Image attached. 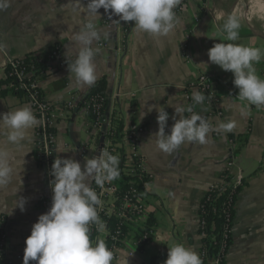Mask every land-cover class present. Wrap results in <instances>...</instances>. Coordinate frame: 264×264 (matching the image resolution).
<instances>
[{"label":"crops","instance_id":"0c3cea01","mask_svg":"<svg viewBox=\"0 0 264 264\" xmlns=\"http://www.w3.org/2000/svg\"><path fill=\"white\" fill-rule=\"evenodd\" d=\"M69 2L10 0V6L0 11V44L4 46L0 50V114L29 105L24 96L2 87L9 56L45 51L57 44L65 59L75 58L79 45L73 34L84 21L72 12ZM87 2L81 0L84 6ZM235 4L236 0H193L176 19L174 29L160 37L136 31L134 22L125 31L127 22L119 21L111 10L106 13L101 8L100 17L94 18L102 32L108 33L106 38L102 35L106 46L95 56L97 80L102 77L107 80L105 113L119 120L121 129L132 124L145 127L139 149L146 157L149 176L143 185L150 211L147 224L154 230L140 249L142 245L135 244L132 224L123 245L116 249L113 264H144L152 259L156 264H164L168 247L176 243L200 256V201L209 187L222 181L225 170L234 175L237 183L242 178L247 182L235 206L233 243L226 264H264V106L240 101L233 74L212 64L207 54L219 42L264 50V29L233 10ZM230 14L241 21L240 39L235 42L220 34ZM196 16L201 18L198 23L194 22ZM107 17L110 20L105 22ZM96 46L97 42L93 47ZM184 47L190 61L184 58ZM255 67L264 78V59ZM199 72L210 73L218 83L216 106L222 114H212L208 119L213 124L208 143H184L174 152L165 153L158 149L153 136L159 127L157 112L154 109L143 118L141 114L147 113L151 105L164 106L169 113L165 132L170 134L175 123L172 117L180 118L172 106L186 107L184 85ZM41 86L50 101L71 97L78 101L79 106L58 124L55 152L61 158L75 159L83 168L85 160L80 157L79 147L90 141V135L89 113L80 102L92 86L77 85L68 65L42 79ZM201 108L205 116L206 108L203 105ZM225 123H233L231 131L217 130ZM29 134L30 142L21 146L8 145L0 135V147H7L16 161L13 180L0 188V229L7 235L8 253L12 257L24 251L33 224L47 212L41 201L48 182L36 156L35 128ZM19 198L26 201L24 211L15 206ZM105 238L104 231L95 237L90 235L93 243Z\"/></svg>","mask_w":264,"mask_h":264},{"label":"clouds","instance_id":"9594fccd","mask_svg":"<svg viewBox=\"0 0 264 264\" xmlns=\"http://www.w3.org/2000/svg\"><path fill=\"white\" fill-rule=\"evenodd\" d=\"M72 12L83 19L73 39L79 45L75 59L69 65L75 83L80 87L93 86L97 81L95 56L99 49L94 43L107 37L95 22L100 17L98 10L103 8L106 13L119 17V21L134 22L138 32L160 37L170 33L176 23L174 9L180 0H88L86 6L81 0H70ZM67 4V5H68ZM10 6V0H0V11ZM83 14V16H82ZM116 21V22H119ZM241 21L234 14L228 15L220 28V34L227 41H238ZM0 44V50L3 49ZM209 61L222 70L231 72L233 84L239 89L238 98L249 105L264 106V78L257 74L255 65L264 59V50L258 47L245 46L238 43H215L208 50ZM208 67L207 64L201 63ZM165 91V90H164ZM193 105L187 107L175 105L173 116L175 123L170 134L165 128L169 113L164 106L151 105L148 112H142L141 118L154 109L157 112L158 131L156 137L158 149L172 153L184 143H208L207 136L212 131L208 120L194 112L195 104H202L205 95L199 91L192 93ZM190 113L185 117L184 113ZM40 121L25 104L5 114H0V135L6 138L8 145L21 146L30 142V130L38 126ZM233 123L219 125L217 130L231 131ZM120 159L102 149L99 156L85 158L83 168L73 158L57 156L51 167L53 192L50 209L38 217L26 238L23 264L35 261L36 264H113V251L103 239L95 243L90 240V225L95 224L99 232L106 229V223L98 214L102 200L91 186L94 182L102 187L106 182L119 178ZM16 161L7 147H0V188L6 187L14 178ZM25 199L15 201L24 211ZM14 206V207H15ZM164 264H203L199 254L184 244L176 243L168 247L167 259Z\"/></svg>","mask_w":264,"mask_h":264},{"label":"built area","instance_id":"2783aa9c","mask_svg":"<svg viewBox=\"0 0 264 264\" xmlns=\"http://www.w3.org/2000/svg\"><path fill=\"white\" fill-rule=\"evenodd\" d=\"M193 0H180V4L174 9L176 18H178L188 8ZM200 17H194V22L198 23ZM110 17L106 18L108 22ZM101 29L99 23H95ZM131 28V23L125 24V31ZM106 46L103 38L97 41L99 50ZM49 53L47 67L38 70L33 63L27 62V55L9 56L5 65V77L2 87L10 89L13 93L19 95L24 94L25 101L31 106L39 125L35 127L36 137V156L39 165L44 169L47 176V187L42 198V205L48 211L52 204V188L51 181L54 179L51 175V167L57 158L55 145L57 140V127L61 119L70 115L79 103L75 97H71L64 101H50L45 98L41 81L51 73L68 65L60 51V46L55 44L53 47L36 52V56ZM184 58L190 61V55L187 47L183 49ZM193 90H197L205 95V101L194 105V112L198 113L207 120L212 114H222L216 104L219 100L218 83L210 73L199 72L194 77H190L184 85V97L186 107L193 105ZM72 96V95H71ZM85 108L89 113L88 131L90 141L81 143L80 157L91 158L93 155L99 156L102 149H106L114 155H118L120 159L119 169L120 176L112 182H106L102 187L92 182L91 186L100 195L103 202L102 207H98V214L106 223L105 236L110 234L109 224L113 217L119 219L120 224L117 230L112 233L115 240L123 238V227L129 228L133 224L135 226L134 240L136 246L147 242L153 235L154 230L148 226V218L150 211L147 204V198L144 193L143 185L148 180V171L146 165V157L139 149V143L142 134L145 132L143 124H132L128 129H119V120L108 117L105 113V107L102 104V98L96 96L84 99ZM205 106V116L201 106ZM207 113V115H206ZM191 114L185 112L184 116L189 117ZM211 127L213 124L208 120ZM100 233L95 224L90 225V232ZM123 238V243L128 235ZM120 245L114 247V260L117 257L116 249ZM0 251L6 256L7 264H23L24 251L17 253L15 257L8 253L7 235L4 230L1 232ZM204 252H200V256H204ZM29 264H36L30 261ZM144 264H151L146 261Z\"/></svg>","mask_w":264,"mask_h":264},{"label":"trees","instance_id":"16d2710c","mask_svg":"<svg viewBox=\"0 0 264 264\" xmlns=\"http://www.w3.org/2000/svg\"><path fill=\"white\" fill-rule=\"evenodd\" d=\"M35 53V51L29 52L26 61L33 63L38 70L46 68L50 52L41 56H36ZM74 59L69 60L68 64L70 65ZM106 88L107 80L105 77H102L91 87L84 99L87 100L93 96L102 98V104L106 107ZM19 95L24 96L23 93H19ZM84 99L80 104H84ZM118 126L119 129L122 128L121 124ZM221 178L222 181L220 183L209 187L205 192L200 201L198 210L201 223L199 228L202 243L201 251L205 254L203 257L200 256L203 264H226V255L233 243L232 228L236 212L235 206L240 192L247 183L245 178H242V180L237 183L234 179V175H232L229 170L222 172ZM119 224L120 221L118 218L113 217L111 219L109 224L110 234L104 240L112 251H114L116 245H123V238L128 232V228L123 227V238L121 239L120 237L118 240L113 239L111 234L117 230ZM1 232L2 230L0 229V239ZM96 234L95 231L90 232L91 237H95ZM143 247L144 245H142L140 249H143ZM150 263L156 264L155 259H152ZM0 264H7L6 256L3 251H0Z\"/></svg>","mask_w":264,"mask_h":264},{"label":"rangeland","instance_id":"374dc122","mask_svg":"<svg viewBox=\"0 0 264 264\" xmlns=\"http://www.w3.org/2000/svg\"><path fill=\"white\" fill-rule=\"evenodd\" d=\"M262 5H264V0H236L233 10L237 13L241 12L249 21L264 29V6Z\"/></svg>","mask_w":264,"mask_h":264},{"label":"bare ground","instance_id":"6f19581e","mask_svg":"<svg viewBox=\"0 0 264 264\" xmlns=\"http://www.w3.org/2000/svg\"><path fill=\"white\" fill-rule=\"evenodd\" d=\"M258 3V2H257ZM260 3V2H259ZM262 6H264V5H262ZM258 11V10H257ZM261 11V10H260ZM262 11H263V9H262ZM264 14V13H263ZM251 18V17H250Z\"/></svg>","mask_w":264,"mask_h":264}]
</instances>
